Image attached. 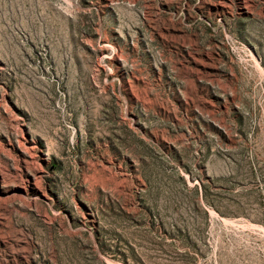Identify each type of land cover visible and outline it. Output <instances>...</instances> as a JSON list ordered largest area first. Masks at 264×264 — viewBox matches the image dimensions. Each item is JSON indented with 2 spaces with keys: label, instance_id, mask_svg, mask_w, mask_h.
Segmentation results:
<instances>
[{
  "label": "rangeland",
  "instance_id": "374dc122",
  "mask_svg": "<svg viewBox=\"0 0 264 264\" xmlns=\"http://www.w3.org/2000/svg\"><path fill=\"white\" fill-rule=\"evenodd\" d=\"M0 264H264V0H0Z\"/></svg>",
  "mask_w": 264,
  "mask_h": 264
}]
</instances>
